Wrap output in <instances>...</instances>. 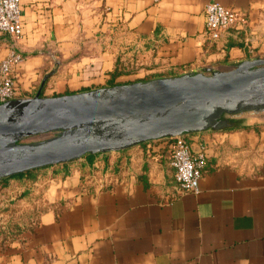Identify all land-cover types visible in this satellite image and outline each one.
<instances>
[{
    "label": "crops",
    "instance_id": "obj_1",
    "mask_svg": "<svg viewBox=\"0 0 264 264\" xmlns=\"http://www.w3.org/2000/svg\"><path fill=\"white\" fill-rule=\"evenodd\" d=\"M207 1L243 22L207 39ZM19 3L20 37L0 32V61L11 50L23 56L15 98L136 81L119 82L116 62L129 58L141 77L166 76L264 52V0ZM237 120L186 135L193 154L204 148L197 193L177 188L167 138L40 167L27 185L0 180V209L11 205L15 224L0 264H264V113ZM94 170L113 176L103 188L83 187Z\"/></svg>",
    "mask_w": 264,
    "mask_h": 264
},
{
    "label": "water",
    "instance_id": "obj_2",
    "mask_svg": "<svg viewBox=\"0 0 264 264\" xmlns=\"http://www.w3.org/2000/svg\"><path fill=\"white\" fill-rule=\"evenodd\" d=\"M0 102V180L87 154L238 126L264 113V58ZM52 135L25 142V137Z\"/></svg>",
    "mask_w": 264,
    "mask_h": 264
},
{
    "label": "built area",
    "instance_id": "obj_3",
    "mask_svg": "<svg viewBox=\"0 0 264 264\" xmlns=\"http://www.w3.org/2000/svg\"><path fill=\"white\" fill-rule=\"evenodd\" d=\"M203 13L205 21L204 35L211 40L219 39L226 29L243 22L237 12L216 1H207ZM0 32L13 38L20 37L22 26L19 0H0ZM22 60L23 56L20 53L11 50L0 61V102L17 96L15 66L21 63ZM167 139L170 147L169 163L173 167V178L177 188L182 192L197 193L200 170L204 159L203 146H200L198 152L193 154L189 138L186 135H178ZM112 176L111 171L99 173L94 170L85 174L83 187L91 184L95 189L103 188L105 182Z\"/></svg>",
    "mask_w": 264,
    "mask_h": 264
},
{
    "label": "rangeland",
    "instance_id": "obj_4",
    "mask_svg": "<svg viewBox=\"0 0 264 264\" xmlns=\"http://www.w3.org/2000/svg\"><path fill=\"white\" fill-rule=\"evenodd\" d=\"M257 57L264 58V52L261 53V54H258ZM136 63H137V60L135 58H132V59L129 58V60H127V61L126 60H120V61L116 62V67H118V65H119L120 71L122 72V74L125 75L124 77L121 78V80L119 82H127V80L125 81L123 79L138 80V78H140V80H144V79H148V78L158 77L159 73H151V72H149L148 74L145 73L141 77L140 73H142L143 70L141 68H138V67L135 68V64ZM228 68H230V67H228ZM50 135H52V133L31 135V136L25 137L23 139V141L30 142V141L37 140V139H40V138H44V137H47V136H50ZM2 210L3 209H0V213H2ZM8 214H6V215H8V217L5 220H3L4 222H1V217H0V232H2V234H3V236H2V238L0 240L1 243H4V242L9 240V239L7 240V236H10V234H12V232H10V230L14 229V227L11 228L10 225H7V223H10V220L8 221L7 219L9 218V216H11V213L8 212ZM4 226H6L8 228L4 229Z\"/></svg>",
    "mask_w": 264,
    "mask_h": 264
},
{
    "label": "trees",
    "instance_id": "obj_5",
    "mask_svg": "<svg viewBox=\"0 0 264 264\" xmlns=\"http://www.w3.org/2000/svg\"><path fill=\"white\" fill-rule=\"evenodd\" d=\"M113 80V79H112ZM108 83L110 84V85H112V84H114L115 82L114 81H108ZM40 169H42V168H35V169H31V170H28V171H25V172H22V173H18V174H15V175H12V176H9V177H6V180L5 181H7V180H10V179H14V180H16L20 185H27V184H29V183H27V182H31L32 180H33V178H34V174L37 172V171H39ZM14 210L11 208V205H9V204H7L6 206H4L3 207V212L5 213V214H8V212L9 213H11V216H12V212H13ZM9 215V214H8ZM11 216H9V218L7 219L8 221L10 220V223H7V225H10V227L12 228V227H14V229H15V224L14 223H12V217ZM5 228H8V227H6V226H4V229ZM17 228H19V227H17ZM14 229H11L10 230V232H12V234L14 233ZM12 234H10V236H12ZM10 236H7V240L8 239H10L11 237ZM4 241V240H3Z\"/></svg>",
    "mask_w": 264,
    "mask_h": 264
}]
</instances>
